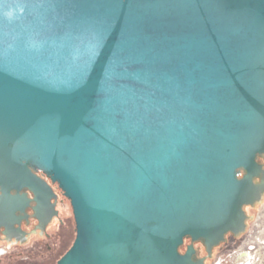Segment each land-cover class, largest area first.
<instances>
[{
    "label": "water",
    "instance_id": "95a60500",
    "mask_svg": "<svg viewBox=\"0 0 264 264\" xmlns=\"http://www.w3.org/2000/svg\"><path fill=\"white\" fill-rule=\"evenodd\" d=\"M263 154L264 0H0V219L57 183L56 264H203Z\"/></svg>",
    "mask_w": 264,
    "mask_h": 264
},
{
    "label": "flooded vegetation",
    "instance_id": "af4514ba",
    "mask_svg": "<svg viewBox=\"0 0 264 264\" xmlns=\"http://www.w3.org/2000/svg\"><path fill=\"white\" fill-rule=\"evenodd\" d=\"M257 161L263 164L264 154L259 155L257 157ZM32 171L50 186L54 196L49 198V202L41 210H35L37 208V203L34 200V194L27 188H22L18 192L19 194H24L27 200L14 210L13 220L0 219V243L2 242L4 246V249L0 248V256L7 253L10 246L28 242L29 238L33 234L45 236L49 239V243L45 246L43 243L37 242L34 244L35 248L29 252L19 253L20 256L17 260L3 263L0 258V264H56L57 261L71 247L75 239L76 232L74 231L73 235H71L72 231L69 230V221L66 218L61 217L60 210L58 208V205H63L64 201H67L68 199L63 195V192L58 187V184L52 183L42 171ZM11 193L15 194L16 192L11 191ZM55 217L58 218V239H56L55 235H51L47 232L48 224ZM190 243V238L185 237L181 248H184L185 250V247ZM6 244L7 246H5ZM192 244L196 249V257L201 248L206 251V247L202 242L194 241ZM182 249L181 251L183 252L184 250ZM47 255L49 256L44 259V256Z\"/></svg>",
    "mask_w": 264,
    "mask_h": 264
},
{
    "label": "rangeland",
    "instance_id": "374dc122",
    "mask_svg": "<svg viewBox=\"0 0 264 264\" xmlns=\"http://www.w3.org/2000/svg\"><path fill=\"white\" fill-rule=\"evenodd\" d=\"M262 165L264 167V162ZM254 181L258 182L260 180L255 178ZM58 208L61 217L69 221V230L72 231L71 235H73L75 231L74 218L69 201H64V204L58 205ZM243 210L246 215L244 231L226 233L224 239L212 247V254L202 248L198 249L199 252L196 259L203 260L205 264H264V190L260 200L257 199L252 204L245 205ZM58 230V218L55 217L48 224L47 232L55 235L56 239H58ZM37 242H41L46 246L49 243V239L45 236L33 234L28 242L10 246L7 253L1 255L0 258L3 263L15 261L19 258V253L29 252L35 248L34 244ZM0 248L4 249L2 242L0 243ZM245 254L249 255L246 262L243 259ZM48 256H44V259Z\"/></svg>",
    "mask_w": 264,
    "mask_h": 264
},
{
    "label": "bare ground",
    "instance_id": "6f19581e",
    "mask_svg": "<svg viewBox=\"0 0 264 264\" xmlns=\"http://www.w3.org/2000/svg\"><path fill=\"white\" fill-rule=\"evenodd\" d=\"M263 184H264V176L262 177V183L259 184V186L256 188V190L253 192V196H254L255 199H259V200L261 199L262 191L264 190V188H263L264 185ZM245 226H246V224H245V221H244V226H243L242 229L239 230V232L244 231ZM210 254H211V251H210ZM243 256H244L243 259L246 262L249 255L245 254Z\"/></svg>",
    "mask_w": 264,
    "mask_h": 264
},
{
    "label": "trees",
    "instance_id": "16d2710c",
    "mask_svg": "<svg viewBox=\"0 0 264 264\" xmlns=\"http://www.w3.org/2000/svg\"><path fill=\"white\" fill-rule=\"evenodd\" d=\"M181 249H182V248H181ZM182 250H184V248H183Z\"/></svg>",
    "mask_w": 264,
    "mask_h": 264
}]
</instances>
